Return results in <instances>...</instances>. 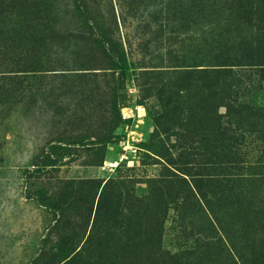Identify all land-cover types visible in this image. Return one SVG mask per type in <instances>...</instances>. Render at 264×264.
<instances>
[{
    "label": "rangeland",
    "instance_id": "rangeland-1",
    "mask_svg": "<svg viewBox=\"0 0 264 264\" xmlns=\"http://www.w3.org/2000/svg\"><path fill=\"white\" fill-rule=\"evenodd\" d=\"M116 3L92 0L85 15L80 0H0V264H31L45 240L58 264H97L100 239L103 264H264V60H203L206 41L233 33L264 52V0L192 8L178 60L136 48L170 17L167 0H129L115 33ZM121 32L132 53L98 70L95 53ZM61 190L76 239L58 250Z\"/></svg>",
    "mask_w": 264,
    "mask_h": 264
},
{
    "label": "trees",
    "instance_id": "trees-1",
    "mask_svg": "<svg viewBox=\"0 0 264 264\" xmlns=\"http://www.w3.org/2000/svg\"><path fill=\"white\" fill-rule=\"evenodd\" d=\"M46 2V0H42ZM127 0H116V5L120 9V14L118 13V22L115 20L114 25H115V33L116 31H119L118 27L121 26V28L125 29L127 28V20L129 18V12H131V5L128 3ZM217 1V0H214ZM222 0H218L219 3H221ZM240 2L243 0H239ZM210 0H167L166 3V13L168 14L169 12L171 13L170 17L169 14L165 18V22H162L156 25V30L153 31L152 33L148 32L149 37L154 36L153 39H150V41H146L145 39H142L140 43H138L137 47L140 50L146 49L148 46V43H154L155 47L158 49L166 47V53L171 57V60H178L180 59L179 57V52H181V47L184 48V40L180 39V36L184 31L187 30L186 25L188 21V17L190 13L192 12L193 9H199L201 10V14H204L203 12H206L207 7H210L209 5ZM234 2V0H232ZM81 3V8L85 15H88L90 10H91V4L92 0H80ZM252 10V7L250 8ZM257 10V9H256ZM250 11L245 12L247 14ZM158 21V20H157ZM161 21V19H160ZM117 26V27H116ZM150 28L146 24H144L141 29H144V32H146ZM165 29V32L167 33L165 37L162 38V33ZM110 35H112L110 33ZM118 39V40H117ZM116 40L108 37L106 38V44L109 46L110 49L102 50L98 53H95L94 61L98 60V64L96 65L98 70H104V71H112L116 70L118 68V65L124 62V59L127 57L126 51L129 49L130 54L132 53V42H129L127 37L122 34L121 32V37L119 34V37H117ZM253 43L250 41V38L247 37L245 34L242 35L240 38V35L238 34V37L233 35L226 34L224 37H217L215 40H210L205 42V48L207 47H213L211 49H205L204 55H203V60L206 62V60H212L214 62V65L212 67H236V66H247V65H255L257 62L260 64L263 63L262 60H264V52L260 50V48L256 47V52L254 53L253 56L247 54L250 52L253 48ZM140 45L143 46L140 48ZM217 45V46H216ZM220 49L225 50V52H220ZM218 51L215 55L214 52ZM260 52V54H258ZM129 54V53H128ZM34 56V55H33ZM29 57V56H28ZM256 60V61H254ZM162 62V61H161ZM155 63L152 68H162V63ZM170 62V61H169ZM247 63V65H245ZM32 64V63H30ZM171 64V63H170ZM263 65V64H262ZM170 67H179V66H170ZM210 67V66H208ZM231 69H221V68H205L202 70V75L207 79V78H212V80L217 79L216 77L219 76H224L227 77L228 75H231L230 71ZM147 72V71H143ZM143 74V73H142ZM157 75H162V73H156ZM213 84L212 82H209L206 84L205 89L212 88ZM111 127L108 130V133H106L107 137L108 134H110L115 128L116 125L113 123H110ZM113 129V130H112ZM105 135V136H106ZM41 182V181H38ZM111 183V179H108L105 181L103 188H102V194L107 193V187ZM71 183H65L66 187H69ZM41 188V191H44V185L43 183H39V188ZM61 194L57 195L58 198V203L57 208L55 211L57 212L58 219L57 221L52 225V228H50V231L55 232L57 236L55 240V249L62 250L64 248H67L68 246L72 245L73 240L76 239V237H72L71 235H68L69 233L67 230L71 231V226L70 222L68 221L65 212L69 211V207L67 206V203L64 202V198H69L67 197L66 194L61 190ZM58 194V193H57ZM195 200L200 201L199 202V209H201V212L203 213V216L205 214V219L207 218L208 222V217H211L213 220V217L207 208V200L206 197L204 196H199V198H196V195L193 196ZM50 200V199H48ZM221 201V200H220ZM219 201V202H220ZM198 204V202H197ZM99 205V203H98ZM99 207V206H98ZM85 210L87 211V208L85 207ZM205 211V212H204ZM92 213L89 210V216H83L84 220V226L88 227L90 225V215ZM212 220L209 221V226H213ZM214 221V220H213ZM211 223V224H210ZM96 222L93 221L91 225L90 232L93 233V226H95ZM74 227V226H73ZM86 229V228H85ZM73 231V228H72ZM52 241L50 240H45L42 242V245L44 247V250L40 252V254L35 258L31 264H58V255L56 253L52 252H46L47 250L45 249V246L49 245ZM100 244L98 247L100 249L97 251V255L99 256V261L97 264H103L102 261L105 258V252L103 249H101V246L103 244V240L100 239L98 241ZM54 248V247H53ZM79 254H75L74 257H77ZM165 260V256H162ZM171 261H175L174 258L169 257L168 258ZM158 262L164 263L161 259H158Z\"/></svg>",
    "mask_w": 264,
    "mask_h": 264
}]
</instances>
